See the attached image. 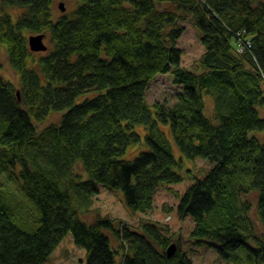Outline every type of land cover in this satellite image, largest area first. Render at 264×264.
I'll list each match as a JSON object with an SVG mask.
<instances>
[{
	"label": "trees",
	"instance_id": "16d2710c",
	"mask_svg": "<svg viewBox=\"0 0 264 264\" xmlns=\"http://www.w3.org/2000/svg\"><path fill=\"white\" fill-rule=\"evenodd\" d=\"M74 1L57 15L56 0H0V45L20 79L0 73V189L11 193L0 191V264H45L69 234L86 264H194L165 224L81 217L101 188L147 213L162 187L192 178L176 208L192 243L264 264V0ZM181 22L205 48L193 67ZM33 34L47 51L30 49ZM165 75L175 104H149ZM197 159L210 165L202 178L185 173ZM34 216V230L19 225Z\"/></svg>",
	"mask_w": 264,
	"mask_h": 264
},
{
	"label": "rangeland",
	"instance_id": "374dc122",
	"mask_svg": "<svg viewBox=\"0 0 264 264\" xmlns=\"http://www.w3.org/2000/svg\"><path fill=\"white\" fill-rule=\"evenodd\" d=\"M74 0H56L55 13L61 15L62 11L58 6L63 3L66 11L69 12L74 6ZM1 9V8H0ZM1 12V10H0ZM11 13L14 15L20 14V9L13 8ZM184 26V32L181 38L177 41V46L183 50L182 65L186 67H193L196 60H198L205 52V48L201 43L196 29L189 22H181ZM48 43V41L46 42ZM6 47L0 45V73L6 78L11 80L15 85L20 84L18 74L13 70L9 63ZM178 86H175L172 82L170 75L159 76L151 83L147 91V100L149 104L156 102L165 103L168 107H172L176 102V95L179 92ZM208 112L211 114L212 98L207 99ZM211 112V113H210ZM59 119L58 114H52L44 123L48 125L52 122H56ZM141 131V127L138 129ZM260 137L264 138V133L260 134ZM175 155L179 156V150L175 146ZM209 163L202 159L195 161L187 160L185 164V173L192 169V173L198 178H202L203 173L209 169ZM204 177V176H203ZM1 182H5L4 175L0 177ZM195 179L186 180L178 185H170L162 187L155 198V204L151 211L147 213H133L122 201V197L117 192L109 191L105 188H101L99 194L93 197L92 205L89 211L82 212L81 217L90 222L96 217H110L116 222L123 224H129L130 226L137 228L141 221L151 220L165 224L169 228L170 234L175 235L181 240V247L186 250L194 264H233L224 261L218 252L212 248H206V245L202 244L200 247L194 245L191 240V232L194 228V222L191 218H180L177 213V206L179 204L178 195H183L189 186L194 183ZM0 182V183H1ZM6 186V185H5ZM1 187V185H0ZM7 187V186H6ZM2 189V190H1ZM1 193L8 198L11 195L10 191L1 188ZM17 192V188H14ZM35 208V207H34ZM36 209V208H35ZM37 210V209H36ZM39 214H37L38 218ZM35 216L31 221L27 220L26 225L18 224L27 231H32L36 228L37 222L34 221ZM45 264H86V250L78 247L72 234H69L53 252L49 260Z\"/></svg>",
	"mask_w": 264,
	"mask_h": 264
},
{
	"label": "water",
	"instance_id": "95a60500",
	"mask_svg": "<svg viewBox=\"0 0 264 264\" xmlns=\"http://www.w3.org/2000/svg\"><path fill=\"white\" fill-rule=\"evenodd\" d=\"M62 12H65L66 8L64 7V4L61 3L59 5ZM47 38L46 34H33L28 37V43L30 46V49L33 52H45L47 51L48 47L45 43V39ZM177 246L175 243L171 244L168 247L167 253L168 256L171 257L176 253Z\"/></svg>",
	"mask_w": 264,
	"mask_h": 264
}]
</instances>
